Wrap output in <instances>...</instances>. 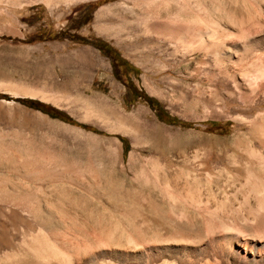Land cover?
<instances>
[{
	"label": "rangeland",
	"instance_id": "obj_1",
	"mask_svg": "<svg viewBox=\"0 0 264 264\" xmlns=\"http://www.w3.org/2000/svg\"><path fill=\"white\" fill-rule=\"evenodd\" d=\"M133 1L128 5L132 6ZM219 1L208 0L209 19L202 22L197 17L195 0H192L193 13L187 19L190 29L209 31L219 37L222 29L216 21L220 15L216 10ZM120 2L123 0H81L69 6L60 4L53 10L41 2L19 8L0 3V82L10 81L54 95V99L47 101L0 92V151L13 158L26 154V157L55 163L65 170L85 175L109 171L118 184L130 191L131 197L134 189L141 194L145 204L150 199H161L164 202L162 209L167 213L173 211L171 219L174 218V222H183L177 213L187 211L186 200L181 196L170 197L169 191H181L190 185L201 196V204L194 211L197 214H193L202 233L207 235L205 219L198 213L199 209L215 212L226 221L245 215L243 196L247 195L248 182L254 181L246 182L245 163L255 160L249 157L252 149L264 155L259 130L264 127V104L249 113L250 105L239 99L230 78L237 63L230 65L229 74H224L223 68L227 67L220 62L219 38L210 39L209 43L214 41L215 45L209 47L199 42L187 47L156 40L145 42L143 34L131 30L128 25L124 27L121 20L129 15L122 16L119 8L106 12L111 24L98 30L94 23L96 11ZM228 2L242 13L250 6L248 0ZM182 15L176 16L180 24L186 18ZM255 37L260 35L255 34ZM99 42L107 43L113 51L100 49ZM242 43L247 40L236 37L225 45L241 51ZM120 58L129 66L122 65ZM252 61L248 57L240 65L248 67ZM140 92L156 100L169 116L196 126L186 128L161 121L157 109L151 107L146 98H136ZM19 99L38 101L46 109H55L85 128L52 118L22 104ZM240 115L245 119L240 120ZM205 122L220 125H199ZM115 128L122 130L110 131ZM125 128L135 130L139 139L134 142L132 135L122 133ZM252 168L254 176L264 178V165L254 164ZM246 202L254 205L253 197L248 196ZM93 204L103 225L110 226L118 221L124 226L117 213L104 211L97 203ZM146 210L143 221L163 228L159 226L161 218L151 219L149 208ZM51 211L56 221H66L71 229L72 213L65 217L59 207ZM127 216L131 222H139L132 213ZM75 235L79 241L86 239L79 233ZM28 241H33L29 235L17 236L13 240L17 244L13 250L0 251V264L6 253L14 256V264H62L72 256L78 259V264H87L88 257L69 251L65 254V251L50 249L37 255L27 252L23 247ZM92 242H96V238H92ZM203 243L205 257L202 264L205 260L209 264H226L220 255L215 256L208 240ZM103 245L96 244L95 256L105 254L99 256L96 264L115 262V254L129 251L123 243L113 247ZM182 245L179 242L146 243L145 251L164 252L163 260L174 263L181 255L178 257V251L173 252ZM195 247L189 245L188 249ZM238 249L240 251L231 259L232 264H237L243 257L244 250ZM187 253L189 264H194V255L188 250ZM119 264L126 263L121 261Z\"/></svg>",
	"mask_w": 264,
	"mask_h": 264
},
{
	"label": "bare ground",
	"instance_id": "obj_2",
	"mask_svg": "<svg viewBox=\"0 0 264 264\" xmlns=\"http://www.w3.org/2000/svg\"><path fill=\"white\" fill-rule=\"evenodd\" d=\"M78 1L81 0H0V3L19 8L23 5L41 2L53 10L58 8L60 4L69 6ZM129 1L131 0H123V2L102 7L96 11L94 15L96 28L101 30L110 26L111 23L107 21L106 12L108 13L110 9L119 8L122 16L129 15L128 18L124 16L121 20L124 27L128 25L131 30L143 34L145 42L156 40L186 47L191 46L194 42H199L201 45L209 47L212 44L215 45L214 41L212 44L209 43L211 42L210 39L219 38L220 62L223 67H227L223 68L225 69L224 74H229L230 65L237 63L230 78L234 81L239 99L243 104L250 105L249 113L260 109L264 104V53L262 52L264 48V0H248L250 6L245 13L235 10L233 4L228 0H220L216 4V10L220 11L216 21L222 27L219 37H217L218 34H211L209 31L190 29L187 19L193 13L192 0H134L132 6H129ZM195 3L198 19L206 22L209 19L208 0H195ZM162 13L163 15H161ZM179 14H183L184 18L186 17L181 24L176 20V16ZM117 27L120 30V26L117 25ZM255 34L260 35V37L254 38ZM236 37L243 41L247 40L248 44L242 43L240 45L241 51L233 50L232 47L225 45L226 42ZM248 57L253 59L252 63L248 67L240 65V62ZM25 86L10 81H1L0 92L15 97L24 96L47 101L54 99L52 94H46L43 91ZM244 119L240 115V120ZM120 130L122 128H115L110 131L117 132ZM259 130L261 144L264 146V127H260ZM121 132L132 135L134 142L139 139V134L131 128L127 130L125 128ZM249 153V157H254L255 160H248L245 163L248 173L246 182L250 179L254 181L248 182L250 186L247 195L243 196L242 205L244 206L243 211L246 210L244 211L245 215L233 221H226L227 219H221L215 212L199 209L198 213L202 218L204 217V223H206L207 235H204L193 214L196 211V206L201 204V196L190 185L183 187L181 191L179 189L169 191L170 197L181 196L186 200L187 211L177 213L179 220L182 219L183 222L181 220L174 222V218L171 219L173 211L169 210L170 212L167 213L165 209H162L164 202L161 199H150L145 204L141 194L139 195L134 189L131 192V197L130 191L118 184V181H115L109 171L85 175L79 171L65 170L56 166L55 163H45V161L33 159L35 157H26V154L23 153L24 157L16 156L17 158H13L0 151V251L5 248L13 250L17 245L13 243V240L17 236L24 235L26 237L29 235L33 241L27 242L26 246L23 247L25 251L36 255L50 249L62 253L65 251V254L69 251L77 256L88 257L86 259L87 264H96L99 256H105L104 253L98 257L94 254L95 248L100 244L113 247L122 243L129 248V251L127 254H115L117 260L109 262L110 264H119L121 261L126 264L128 262H132V264L133 262L142 264H189L188 259H186L189 256H185L187 250L195 257L192 263L202 264L201 261L205 257L202 245L205 240H208L209 245L214 248L215 256L220 255L226 264H232V257L240 251L238 247L244 250V254L237 264H264V178L254 176V169L252 168L254 164L264 165V155L255 149L250 150ZM256 159L257 162H255ZM250 195L254 199V205H248L246 202V198ZM93 203H97L104 211L110 210L117 213L120 219L124 221V226L119 225L118 221L117 224L113 223L110 226L103 225L101 216L92 206ZM131 205H133L132 210L130 209ZM54 207H59L65 217L67 213H72L74 220L69 222L71 229L68 228L66 221L55 220L54 213L51 211ZM147 208H149L148 213L151 219L161 218L159 219L162 220L160 221L162 223L159 226L163 228L153 227L143 221ZM130 213L139 222H131L127 216ZM68 229L71 232L67 231ZM78 233L85 236L86 239L79 241L75 235ZM92 238H96V242H92ZM156 242H179L183 244L180 249L178 248L173 252L177 253L178 251V257L181 255L177 258L178 261L168 263L163 260L164 252L148 253L145 251L146 243L155 244ZM189 245L190 247L195 245L197 248L188 249ZM170 252L172 251L168 253ZM3 257V264H14V256L11 254L6 253ZM205 261L204 264H209V261ZM62 264H78V259L76 260L72 256L65 259Z\"/></svg>",
	"mask_w": 264,
	"mask_h": 264
},
{
	"label": "trees",
	"instance_id": "obj_3",
	"mask_svg": "<svg viewBox=\"0 0 264 264\" xmlns=\"http://www.w3.org/2000/svg\"><path fill=\"white\" fill-rule=\"evenodd\" d=\"M98 44L102 45V46H106L109 51H113L112 47H110L105 42H99ZM120 62L122 63V65L129 66V63L127 61H125L124 59H122V58H120ZM134 71L136 72V70H134ZM129 86L131 87L132 85H129ZM138 97L146 98V100L148 101L149 105L151 107H155L157 109V117L161 121L165 122L166 124L181 125V126L186 127V128H194L196 126L193 123L181 122L177 118L169 116L168 113L159 105V103L156 100L152 99L151 97L146 96L144 93H141V92L138 93L136 98H138ZM18 101L21 102L22 104L32 108V109L40 110V111L48 114L52 118H57V119H60V120H62L64 122H68L70 124L79 125V126H82V127L85 128L84 125H80V124L74 122L71 118H69L68 116H66L65 114H63L61 112H58L55 109H50V110L46 109L44 107V105H42L38 101H34L32 99H19ZM199 125L219 126L220 124L219 123L205 122V123H200Z\"/></svg>",
	"mask_w": 264,
	"mask_h": 264
},
{
	"label": "flooded vegetation",
	"instance_id": "obj_4",
	"mask_svg": "<svg viewBox=\"0 0 264 264\" xmlns=\"http://www.w3.org/2000/svg\"><path fill=\"white\" fill-rule=\"evenodd\" d=\"M100 49H107V47L100 45Z\"/></svg>",
	"mask_w": 264,
	"mask_h": 264
}]
</instances>
